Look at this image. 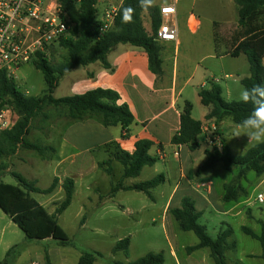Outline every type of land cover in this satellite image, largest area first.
Returning a JSON list of instances; mask_svg holds the SVG:
<instances>
[{
    "label": "trees",
    "instance_id": "trees-1",
    "mask_svg": "<svg viewBox=\"0 0 264 264\" xmlns=\"http://www.w3.org/2000/svg\"><path fill=\"white\" fill-rule=\"evenodd\" d=\"M62 11L65 13L69 23L72 25L70 35L58 39V46L66 51V58L63 63L57 66L50 64L45 51L38 50L34 53L30 63L41 72L46 89L42 96L32 97L24 95L16 87L13 77L6 74L5 70L0 71V99L18 111L22 117L11 127L0 131V159L14 157L19 148L36 151L40 156L44 155L46 148L41 145L30 143L27 136L30 132V122L38 116L45 106L62 108L66 118L72 121H82L89 118H96L104 127L121 128V133L127 132L128 127L133 123V116L125 103H120V96L113 90L96 88L86 91L83 94L73 95L55 99L52 94L58 86L59 80L67 72L78 66H87L98 62L104 69H110L107 62V54L115 46L130 45L141 48L147 55L148 68L151 73L161 77L160 47L154 40L153 35L146 32L142 23V13L146 12L150 18L151 30L154 34L160 25L158 7L153 5L147 10L139 6L138 0H124L116 17L114 28L103 35L97 34V10L94 8L95 0H81L75 4L71 0H59ZM237 6V25L241 30L231 38L228 54L231 57H238L243 54L249 66V76L243 78L240 83L243 88H251L256 84H264V0H233ZM135 8L133 22L130 24L121 23V11L124 7ZM209 89L198 91L200 103L208 109L204 116L206 121H213L218 124L224 119H229L237 125L252 111L251 104L243 102H226L221 96L220 86L209 83ZM191 116V104L185 102L179 115V130L171 138V144L185 145L190 151L199 148L197 137L201 134L202 123L194 120ZM151 143L146 140H137L133 153L129 154L120 151L115 144H110L107 160L100 164L104 167L107 175L111 176L112 162L121 166V175L117 183L113 185L111 194L119 190L137 191L150 197V191L163 182V176L139 182L131 186H123L124 182L131 178H137L142 169L153 166L157 162L155 157L149 155ZM204 161L196 170L200 176L204 172L214 169L220 165L224 171L234 174L237 168L235 179L223 186V201L226 203L235 202L241 197L242 190L239 180L244 179L246 173L253 172L259 178L264 174V144H255L243 155L235 156L231 150L222 143V150L218 152L206 150ZM108 165V166H106ZM10 174L16 181L17 186L5 184L1 178ZM58 185V179L54 178L46 189L37 188L34 181H28L20 174L11 172L6 166L0 165V210L11 220V222L29 240H53L60 246L69 244V238L57 224V217L61 215L71 204L74 193V181L65 178L62 183L63 199L55 208L52 214L48 212L30 197V194L49 195L54 192ZM170 214L176 221L179 230L191 232L197 238L195 246L188 247L187 252L206 248L210 252L214 264H226L225 252L236 249L235 242H230L232 236L231 227L220 231L215 239L210 238L205 226L198 224L201 213L198 212L190 198H183L181 206L170 210ZM261 233L255 234L248 227H241L243 234L260 242L262 247L261 258L264 261V222H261ZM129 238L118 241L112 249V253L121 252L127 255ZM10 252V251H9ZM9 252L6 256H8ZM101 257L100 253L82 251L76 264H94L96 259ZM46 264H50L45 254ZM6 260V259H5ZM164 259L161 253H148L143 257L125 264H163ZM2 264H6L3 261ZM110 264H124L112 262Z\"/></svg>",
    "mask_w": 264,
    "mask_h": 264
},
{
    "label": "crops",
    "instance_id": "crops-1",
    "mask_svg": "<svg viewBox=\"0 0 264 264\" xmlns=\"http://www.w3.org/2000/svg\"><path fill=\"white\" fill-rule=\"evenodd\" d=\"M174 17L178 32L176 41L158 43L162 69L161 77H157L149 71L147 55L141 48L119 44L107 54V62L111 67L110 69H104L96 62L87 66L75 67L60 78V80L65 77L68 78L67 91L71 92L70 96L83 94L96 88L115 91L120 96V103H125L128 106L134 121L124 134L121 133L119 126L104 127L98 119L89 117L82 121H72L60 117L58 120H53L55 122L54 125L46 124L45 129L41 131L42 133H39L36 139L38 137L42 139L44 144L39 145L46 148L44 155H39L41 163L49 164L52 169L47 187L50 186L54 178L58 179L56 189L49 194L51 195L50 198H54L63 192V180L71 178L74 181V190L77 186L80 187L83 193L86 194L84 201L89 202L91 199L87 194L93 193L96 190L95 187L102 182L101 179L96 180V176L101 171L100 164L107 160L109 151L113 150L109 149V145L113 143L117 145L120 151L131 154L135 149L137 140H146L152 144L148 152L149 155L155 157L162 164L167 163V171L169 172L166 173H170L173 178V187L160 193V195L164 196L165 202L162 213L166 218L169 217V210L179 208L182 199L185 197L189 198V195L202 200L206 205L213 206L230 220H236L238 217L242 220L243 215H246V208H251L242 199L231 203L224 202L223 186L226 183L216 182L212 175L208 174L210 170L200 176L195 174L197 168L203 163L204 152L206 150L210 151L204 144V136L208 133L201 132L197 137L196 142L200 146L194 151H190L185 145H172L170 141L172 136L179 130V115L185 102H188L191 104L190 117L201 122L202 126H205L210 132L214 129L221 142L228 146L230 150L236 143L241 145L244 142L242 137H234V129L227 123L229 119H224L215 124L213 121L204 119L208 111L206 107L203 106L205 111L200 119L195 117V111L201 105L198 91L209 89V83L219 86L217 77H222L225 80L223 88L220 87L221 96L222 89L226 91L228 99L238 92L236 85L241 84L240 81L246 77L244 72V64L248 65L246 57L240 54L234 58L228 54V51L218 53L215 46L216 27L211 30L203 28L199 16L192 11H180L178 3L176 16ZM142 23L146 32L150 34L151 23L149 29L145 28L143 21ZM211 23L213 24V22ZM213 63H215V66ZM262 63L264 65V56ZM234 88L235 92L233 93ZM53 98L55 97L53 96ZM229 122L231 121L229 120ZM79 140H84L85 144L81 145ZM113 164L119 168L117 162L111 163L112 168L114 167ZM156 166L157 163L153 164V166L144 167L142 171L145 168L154 169ZM102 174L104 176L103 181L109 188V192L111 188L109 175ZM160 175L163 176L161 184L165 185L167 178L163 172ZM258 179V184L261 185L264 182V174ZM31 181L37 183V178ZM134 184L137 183H130L126 180L123 186ZM43 189H46V187ZM131 192L134 191L119 190L93 207L83 203L79 216L82 215L83 217L86 215L88 218L87 208L89 213H91L93 208L103 206L109 201L112 202L121 194L129 196L128 194H131ZM178 193H180V196L175 205L172 206ZM190 199L192 200V198ZM193 203L195 202L193 201ZM40 205L42 206L43 204L40 203ZM119 207L126 213L130 212L129 215L132 217L131 210L123 205H119ZM197 211L201 213V211ZM52 213L48 212V214ZM250 214L251 218H253L252 210ZM174 222L176 223L175 220ZM258 222L261 223L262 221ZM151 223H154L153 219ZM79 226L83 230H88L87 219L83 224L79 223ZM49 240L47 239L46 241ZM11 250L12 248L8 249L6 255L9 251L10 254ZM40 253H37V256L35 255L32 259L28 258L29 260L26 264H46L45 254L48 256L49 263L52 264L51 256L46 249H42ZM9 254L8 256L5 255L6 260L4 259L3 261L9 264L11 259L15 258V264H18L23 255L27 254V249H16L13 256ZM170 256L177 261V253L171 246ZM61 257L65 261L66 256L62 254ZM246 257L249 258L251 256L246 255ZM77 260L76 262H71V264H76Z\"/></svg>",
    "mask_w": 264,
    "mask_h": 264
},
{
    "label": "rangeland",
    "instance_id": "rangeland-1",
    "mask_svg": "<svg viewBox=\"0 0 264 264\" xmlns=\"http://www.w3.org/2000/svg\"><path fill=\"white\" fill-rule=\"evenodd\" d=\"M169 0H154L155 6H159L163 3H167ZM178 9L180 11H192L199 16L202 21L203 28L211 30L215 29V46L218 53H223L229 50L230 40L241 30L237 25V6L233 0H177ZM142 21L146 29H149L150 18L146 12L142 13ZM213 22V24L211 23ZM228 25V26H224ZM72 26V25H71ZM65 34V37L70 35V29ZM30 28V27H23ZM35 37V33L29 35L27 42L31 43ZM45 55L53 66L60 65L66 58V51L58 46V40L54 41L49 48L46 49ZM216 63V62H215ZM215 63L213 65L215 66ZM206 65V63H205ZM245 76H249L248 65L244 64ZM11 77L14 78L16 87L24 95L38 97L42 96L46 89L43 76L40 71L36 70L31 63L25 64L18 68L17 71L11 72ZM245 77V78H246ZM219 86L223 88L225 80L222 77H217ZM68 78L60 80L58 89L54 93L55 98H63L70 96L71 92L67 91ZM244 89L241 84L236 85L237 93L233 94L228 99L226 91L222 89V97L228 101L239 102V93ZM235 92V88L233 93ZM205 109L203 106H198L195 111V117L202 118V114ZM66 112L62 108H56L53 106H45L43 111L36 116L30 122V132L27 136V141L34 144H44L39 137V133L45 129L46 124H55L54 119L65 118ZM22 115L9 107L7 118L9 127H11L16 121L21 119ZM227 123L235 130L236 125L227 120ZM208 127V126H207ZM244 142L232 147V154L235 156H241L245 150L255 145V142H247L246 137H242ZM81 145L85 144L84 140H79ZM204 161V160H203ZM157 166L154 169L145 168L138 178L129 179L127 182L139 183L153 179L160 175L162 172L167 178L165 185L159 184L158 187L153 189L150 193V197H147L141 192H131V194H121L116 197L114 201L107 202L103 206L93 208L89 213L88 218L82 215L79 216L80 208L82 204L93 207L110 197L111 189L114 184L117 183L121 174V166L119 168L115 165L113 167L112 175L110 179V191L103 181L105 173L104 167H101V171L96 176V180L101 179V184L95 187L93 193H88L87 196L91 199L89 202L84 201L86 194L83 193L80 187H76L73 193L72 203L69 208L61 213L57 217V224L61 230L69 238V244L60 246L53 240H29L23 233L11 222V220L0 210V264L6 259V252L11 249L10 256H13L16 249L25 248L27 254L23 255L18 264H26L28 258H34L42 252V249H46L51 256L52 264H71L76 262L79 254L82 251L97 252L101 254V257L97 258L95 264H110L112 262L128 263L135 261L148 253H161L163 255V264H214L210 257L208 249H198L192 252H187L188 247L195 246L198 241L195 235L191 232H183L179 230L177 224L174 222V218L170 214L169 217L162 213L164 206V196L160 195L161 191L170 190L173 185V178L167 171L168 164H162L156 162ZM0 165H4L11 172L20 174L28 181L37 178V188H45L49 184V180L52 174V169L49 164L41 163L39 154L36 151L19 148L14 157L1 158ZM108 166V165H106ZM175 167V166H173ZM237 168L234 170V174L224 171L220 165H217L214 170L208 171L209 175H212L216 182H225L226 184L232 182L236 176ZM106 174V173H105ZM258 178L254 176L253 172L246 173L244 179H240V185L242 190L239 192V196L245 201L248 207L246 208V215H243L242 220L238 217L236 220H230L228 217L222 215L213 206L206 205L202 200L192 197L196 209L201 211V216L198 219V224L205 226L207 234L210 238L215 239L218 233L224 230L226 227L232 228V236L230 242H235L236 251L226 252L225 259L226 264H264L262 255V247L260 242L250 238L241 231V226L250 228L256 234L261 233V224L258 221L264 222V204L258 203L255 197L258 193L264 192V182L259 185ZM1 181L5 184L17 186V181L10 175L5 174ZM105 183V184H104ZM180 193H178L172 203L175 205ZM30 197L37 203H42L43 208L47 212H54L55 208L63 199V192L54 198H50L51 195L45 194H30ZM248 203V204H247ZM119 205L125 206V208L131 210L126 213L121 210ZM251 205V206H250ZM246 206V207H247ZM245 207V206H244ZM251 209L253 218H251ZM128 210V211H129ZM87 219L88 230H83L79 226V223L83 224ZM154 223H151V220ZM138 222V223H137ZM129 238V248L127 255L121 252L112 253V249L115 244L124 239ZM170 246L177 253V261L170 256ZM41 254V253H40ZM62 254L66 256L65 261L62 260ZM246 255L251 257L247 258ZM15 258L11 259L9 264H15ZM40 259V258H38Z\"/></svg>",
    "mask_w": 264,
    "mask_h": 264
},
{
    "label": "built area",
    "instance_id": "built-area-1",
    "mask_svg": "<svg viewBox=\"0 0 264 264\" xmlns=\"http://www.w3.org/2000/svg\"><path fill=\"white\" fill-rule=\"evenodd\" d=\"M71 1L79 4L81 0ZM123 1L95 0L98 35L114 28ZM177 3V0H169L158 6L160 25L154 34L150 28V35L157 43L176 41L178 32L174 16ZM70 26L59 0H0V71L5 70L10 76L11 72L30 63L36 51L50 47L60 37L64 38ZM32 33L35 37L28 43ZM7 113L8 105L0 99V131L9 127ZM201 132L208 133L204 136V144L210 151L222 150V142L214 129L210 132L202 126ZM260 194L255 197L258 203Z\"/></svg>",
    "mask_w": 264,
    "mask_h": 264
},
{
    "label": "clouds",
    "instance_id": "clouds-1",
    "mask_svg": "<svg viewBox=\"0 0 264 264\" xmlns=\"http://www.w3.org/2000/svg\"><path fill=\"white\" fill-rule=\"evenodd\" d=\"M138 3L142 9L147 10L153 6L154 0H138ZM134 15L135 8L124 7L121 11V23H132ZM239 99L244 104H251L252 111L237 124L233 133L234 137H246L247 142L264 144V84L242 89ZM258 199L264 204V193H261Z\"/></svg>",
    "mask_w": 264,
    "mask_h": 264
}]
</instances>
